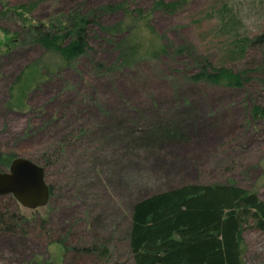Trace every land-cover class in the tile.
<instances>
[{
	"label": "rangeland",
	"instance_id": "374dc122",
	"mask_svg": "<svg viewBox=\"0 0 264 264\" xmlns=\"http://www.w3.org/2000/svg\"><path fill=\"white\" fill-rule=\"evenodd\" d=\"M32 1L0 0V171L16 158L43 161L45 168L37 164L53 194L34 210L0 196V211L28 221L22 232L0 230V264H132L133 203L183 183L234 182L264 200V117L252 115L254 105L264 106V45L225 62L231 38L214 34L220 22L210 17L213 8L233 4L252 36L264 30V0H182L171 12L153 9V0L40 1L34 23L126 5L127 12L95 10L89 46L70 65L28 41L4 47L3 29L21 31L25 16L10 8ZM132 18L153 28L158 40L141 27L136 35L149 49L154 41L158 53L120 66L119 44ZM194 54L244 70L249 81L193 82ZM32 70L38 78L30 83ZM244 239V262L264 264V231L247 228Z\"/></svg>",
	"mask_w": 264,
	"mask_h": 264
},
{
	"label": "trees",
	"instance_id": "16d2710c",
	"mask_svg": "<svg viewBox=\"0 0 264 264\" xmlns=\"http://www.w3.org/2000/svg\"><path fill=\"white\" fill-rule=\"evenodd\" d=\"M40 1L43 0L10 8L17 16L25 15L21 27L24 36L21 31L8 33L4 28V47L12 49L19 41H28L58 55L63 65H70L86 52L89 29L96 17L97 8V11L107 13L118 10L127 12L123 3L107 4L87 13L74 10L34 23L30 15ZM181 3L182 0H153L152 8L171 12ZM137 12V17H141V10ZM210 17H216L220 22L217 27H213L214 34L216 31L217 35L219 33L231 38L230 51L223 56L227 59L225 62L242 61L249 48L264 45V30L248 35L245 31L246 14L235 5L223 3L211 10ZM139 27L149 29V33L157 39L150 25H145L141 19L132 18L131 23L126 25L129 34L119 44L120 66H129L140 54L158 53L154 41L149 49L145 38L136 35ZM132 35L135 36L130 41ZM185 48L181 45L180 51ZM145 51L147 53H143ZM192 58L196 68L189 79L193 82L207 81L228 87H241L249 81L244 70L235 72L221 61L216 66L209 57L194 54ZM259 67L264 73V64ZM32 71L30 83L38 78L37 70ZM252 115L264 117V106L254 105ZM37 163L42 165L43 161ZM42 166L45 168L44 164ZM49 187L50 201L53 188ZM7 197L15 202L11 195ZM8 211H0V230L8 233L25 231L28 226L22 223L27 224L28 221L23 222L12 211L6 214ZM247 228L264 231V200L256 191L234 182L183 183L149 194L133 203L129 214L127 250L132 264H246L244 230ZM50 243L62 245L64 251L74 250L60 240H51ZM91 251L107 252L105 248H93Z\"/></svg>",
	"mask_w": 264,
	"mask_h": 264
},
{
	"label": "water",
	"instance_id": "95a60500",
	"mask_svg": "<svg viewBox=\"0 0 264 264\" xmlns=\"http://www.w3.org/2000/svg\"><path fill=\"white\" fill-rule=\"evenodd\" d=\"M7 194L27 209L47 205L50 188L44 168L25 158L13 159L7 171H0V196Z\"/></svg>",
	"mask_w": 264,
	"mask_h": 264
}]
</instances>
